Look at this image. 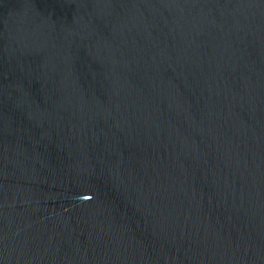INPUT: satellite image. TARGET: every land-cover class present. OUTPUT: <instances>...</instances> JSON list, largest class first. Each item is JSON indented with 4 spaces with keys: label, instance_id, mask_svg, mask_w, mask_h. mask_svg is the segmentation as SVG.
I'll return each instance as SVG.
<instances>
[{
    "label": "water",
    "instance_id": "obj_1",
    "mask_svg": "<svg viewBox=\"0 0 264 264\" xmlns=\"http://www.w3.org/2000/svg\"><path fill=\"white\" fill-rule=\"evenodd\" d=\"M0 264H264V0H0Z\"/></svg>",
    "mask_w": 264,
    "mask_h": 264
}]
</instances>
